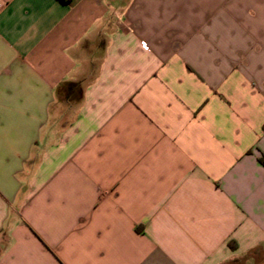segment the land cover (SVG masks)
<instances>
[{
  "label": "crops",
  "instance_id": "crops-1",
  "mask_svg": "<svg viewBox=\"0 0 264 264\" xmlns=\"http://www.w3.org/2000/svg\"><path fill=\"white\" fill-rule=\"evenodd\" d=\"M264 0H0V264H256Z\"/></svg>",
  "mask_w": 264,
  "mask_h": 264
},
{
  "label": "rangeland",
  "instance_id": "rangeland-1",
  "mask_svg": "<svg viewBox=\"0 0 264 264\" xmlns=\"http://www.w3.org/2000/svg\"><path fill=\"white\" fill-rule=\"evenodd\" d=\"M253 255L256 257V264H264V250L257 251Z\"/></svg>",
  "mask_w": 264,
  "mask_h": 264
},
{
  "label": "trees",
  "instance_id": "trees-1",
  "mask_svg": "<svg viewBox=\"0 0 264 264\" xmlns=\"http://www.w3.org/2000/svg\"><path fill=\"white\" fill-rule=\"evenodd\" d=\"M63 1H65L66 3H69V2H71L72 0H63ZM261 161H262V163L264 164V158L261 159Z\"/></svg>",
  "mask_w": 264,
  "mask_h": 264
}]
</instances>
